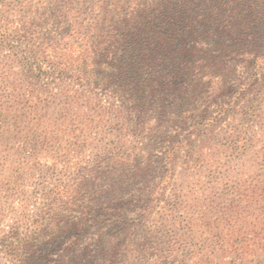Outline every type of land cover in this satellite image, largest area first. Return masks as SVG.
I'll return each instance as SVG.
<instances>
[{"label": "trees", "instance_id": "obj_1", "mask_svg": "<svg viewBox=\"0 0 264 264\" xmlns=\"http://www.w3.org/2000/svg\"><path fill=\"white\" fill-rule=\"evenodd\" d=\"M70 1L0 0V53L32 80L27 108L0 106V151L10 135L20 144L0 176V223L11 221L0 264H264V0ZM240 64L249 73L234 88ZM68 76L106 91L134 145L120 136L73 172L57 156L56 166L29 165L15 124L49 115L55 95L37 85ZM227 118L219 137L186 155L191 182L172 184L174 152L154 170L156 146L180 147L170 131L190 121L184 131L206 137ZM80 136L78 151L88 144ZM29 171L34 199L18 183Z\"/></svg>", "mask_w": 264, "mask_h": 264}, {"label": "rangeland", "instance_id": "obj_2", "mask_svg": "<svg viewBox=\"0 0 264 264\" xmlns=\"http://www.w3.org/2000/svg\"><path fill=\"white\" fill-rule=\"evenodd\" d=\"M43 2L44 0H37ZM76 0L70 1V3L75 7ZM70 5V4H69ZM66 5V8L70 6ZM0 9L5 10L4 7ZM7 53H0V106H9L14 108H22L25 106L27 108V99L29 98L25 91L26 88L30 86L32 80H29L24 74H22L21 69L17 64L11 63L10 60L6 59ZM234 88H237L239 81L243 80L249 71L247 70L246 65L240 64L236 66ZM250 70V69H249ZM7 79L9 85H13L16 89V94L19 97L18 103L13 97L11 89H6V87L1 86L2 77ZM59 79V78H58ZM62 81L54 80L52 78L46 77L37 85L38 88L43 90L49 88V92L55 95V103L53 104L52 109L49 112V115L43 114L39 119V122L32 126L26 124L27 128L23 126L24 121H29L32 116L28 118L24 117L23 122L17 121L15 124L18 130H21L20 143L21 147L24 148L26 140L25 151L26 160L29 165H32L36 160L38 167L46 169L47 167L57 165L58 160L55 159L61 158L60 169L62 167H67L70 169V172H73V168L78 165L79 167H90L92 162V157L94 151H99L100 147L105 143L119 144L116 138L124 137L129 141V145H134L135 139L132 138L134 134V129L130 128L131 123L127 124L126 127L119 128L117 122L113 116L117 115V112H111L110 108L115 109L117 104L115 101H111L106 91L102 89H95L92 86L81 85L78 79L74 77H63ZM263 87H264V81ZM35 85V83H34ZM46 94L42 96L44 98ZM244 102V99L240 101ZM111 103V105H110ZM56 107L57 112L55 113L54 108ZM86 114L91 116V124L87 127H83V121H88L86 119ZM110 114L113 116L110 117ZM230 121V118L225 119L221 124H219L216 129L211 133H207L206 137L200 136L198 133H195V130L190 129L188 132L184 130L191 126L194 122L188 121L185 126H181L178 129L172 130L168 133L171 140L174 142L173 145H176L178 141L181 142L180 147L177 148V151H165L168 147L167 142H163L162 145H158L152 152V166L155 171H159L161 157L167 155L168 153L174 152L172 159L168 162L169 166L174 169V175L172 184H180L182 182L189 183L191 179L189 173L184 172L185 166L183 161L186 158V155L190 151H201V139H207L209 142L214 141L216 137L221 135L222 130L226 127L227 123ZM16 132V130H15ZM77 134H82V136H87L88 144L87 147L81 151L75 149V142L71 140L73 136ZM47 139L51 140L47 143L44 150L40 151L41 147L47 142ZM38 141V147L34 146L35 142ZM102 141V142H101ZM19 138L10 135V140L7 144L6 151H0V176L6 172L9 167L8 164L4 163V158H13L18 151H14L19 146ZM65 155L68 156L67 163H65ZM26 176L19 181L22 183L24 191L29 195L34 191L32 199L36 196L37 190L36 181L38 174L35 171H29L25 173ZM161 174L156 178L154 183H158L161 179ZM197 192V189H195ZM169 193L167 191L166 195ZM196 196H199L196 194ZM24 197V196H23ZM25 199H30L26 198ZM16 206L19 203H15ZM164 206L163 201L156 206L154 213L161 211ZM34 202H31L28 209L30 210L31 215H34ZM17 210H15L16 212ZM16 216H18L16 214ZM32 220V219H31ZM11 225L9 218L4 217L0 223V238L8 230V226ZM19 226L22 230L26 229L29 226L28 220L26 219L23 222L19 223ZM1 257V254H0ZM190 264V263H189Z\"/></svg>", "mask_w": 264, "mask_h": 264}]
</instances>
